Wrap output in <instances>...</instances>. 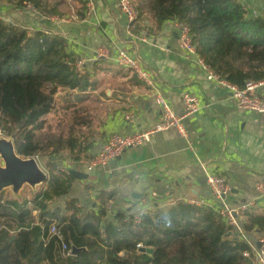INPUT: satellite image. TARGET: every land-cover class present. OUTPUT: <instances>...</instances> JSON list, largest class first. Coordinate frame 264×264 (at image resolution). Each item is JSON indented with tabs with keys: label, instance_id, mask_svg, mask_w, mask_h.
Returning a JSON list of instances; mask_svg holds the SVG:
<instances>
[{
	"label": "trees",
	"instance_id": "obj_1",
	"mask_svg": "<svg viewBox=\"0 0 264 264\" xmlns=\"http://www.w3.org/2000/svg\"><path fill=\"white\" fill-rule=\"evenodd\" d=\"M0 1L30 5L40 15L58 18L72 8L82 20L87 0ZM137 1L139 17L148 14L158 23L186 24L197 55L219 78L239 88L246 80L264 79V19L249 15L238 0ZM75 61L62 35L0 20V134L12 139L21 158L49 147L39 142L37 133L59 90L84 92L95 87L85 70L75 69ZM59 144L57 140L56 150ZM46 174L47 180L29 198L0 191V264L248 263L243 253L251 248L210 206L179 200L141 215L138 222L125 212H117L111 221L104 203L113 195L101 191V205L83 213L78 200L69 197L75 179L67 169L49 163ZM242 215L247 218L246 232L263 231L264 214ZM52 222L61 240L48 237ZM138 245L153 251L141 253ZM72 247L80 251L71 255Z\"/></svg>",
	"mask_w": 264,
	"mask_h": 264
},
{
	"label": "crops",
	"instance_id": "obj_2",
	"mask_svg": "<svg viewBox=\"0 0 264 264\" xmlns=\"http://www.w3.org/2000/svg\"><path fill=\"white\" fill-rule=\"evenodd\" d=\"M91 1L92 11L82 20L69 15L51 21L34 10L27 20L30 29L62 35L75 64L82 62L79 72L85 70L95 85L84 92L59 90L55 95L45 125L53 122L52 135L60 144L57 150L56 145L48 148L45 169L55 163L87 174L86 179L72 183L69 197L76 198L77 206L87 213L101 205L97 197L101 191L110 193L113 198L104 207L111 221L117 212L148 215L158 206L179 200L222 207L206 185L201 165L229 185L223 202L228 208L247 206L246 211L264 214V192L259 195L255 190L257 183L264 186V114L238 108L226 89L206 79V71L195 59L182 57L174 21L158 23L144 14L128 28L116 0ZM238 1L249 15L264 19V0ZM100 48L109 55L119 48L137 55L153 72L154 87L177 115L184 113L183 91L195 94L201 108L183 120L185 137L176 129L155 133L149 143L126 150L105 168L86 172L76 162L89 159L111 134L149 130L160 119L152 88L109 57L98 56ZM259 94H264V88ZM126 115L131 118L126 120ZM244 212L236 215L241 231L233 230L252 249L264 229L246 232ZM247 264L256 263L248 259Z\"/></svg>",
	"mask_w": 264,
	"mask_h": 264
},
{
	"label": "built area",
	"instance_id": "obj_3",
	"mask_svg": "<svg viewBox=\"0 0 264 264\" xmlns=\"http://www.w3.org/2000/svg\"><path fill=\"white\" fill-rule=\"evenodd\" d=\"M116 1L120 13L123 15L128 28H130L139 18L137 0ZM27 6L31 7L30 5ZM92 6V1L87 0L84 16L90 15ZM31 9L34 10L32 7ZM41 16L44 19L51 21H58L59 19L65 18H58L50 15L46 16L44 14ZM173 25L177 34L179 51L184 59H195L200 67L206 71V79L213 82L215 85L226 89L229 92L230 97L236 101L238 108L258 114H264V94H259V90L264 88V79L259 81L246 80L243 83L242 88H239L238 86L219 78L197 55L195 46L192 43L189 27L186 24H181L175 21ZM96 54L102 57H109L115 65L131 71L138 81L152 88V96L156 104L160 107V119L157 124L149 130L135 132L130 135L111 134L100 149L89 159L78 160L76 162L78 165H83L86 172H91L97 167L105 168L109 162L120 157L126 150L149 143L155 133L169 129H176L180 136H186L183 120L188 116L196 114L201 108L199 98L195 94H192L189 91L182 92L181 102L184 106V113L177 115L167 100L160 93L158 88L154 87L153 72L145 68L137 55L121 48L117 49L113 55H109L108 51L103 48L97 50ZM81 65L82 62L75 64V69L78 72L82 68ZM130 118V115L125 116L126 120H129ZM201 167L205 173L206 185L208 186L210 192L217 201L222 203V207H218L215 210L224 219L228 226L241 231L236 215L240 212L246 211L247 206L228 208L223 202L227 194L230 192L229 185L220 175H216L211 171L209 172L206 166L201 165ZM255 190L259 195H262L264 192V186L261 183H257L255 185ZM140 216L134 217V221L138 222ZM47 235L48 237H56L59 240L62 239L60 230L55 222H52L49 225ZM258 243L260 245L259 247H254L251 251L244 252L243 256L247 259H252L256 264H264V234L260 236ZM140 246L141 245H138V247ZM61 249L62 251L67 249L65 243H62ZM70 251L71 250H69L68 253H70Z\"/></svg>",
	"mask_w": 264,
	"mask_h": 264
},
{
	"label": "water",
	"instance_id": "obj_4",
	"mask_svg": "<svg viewBox=\"0 0 264 264\" xmlns=\"http://www.w3.org/2000/svg\"><path fill=\"white\" fill-rule=\"evenodd\" d=\"M0 158L3 161V167H0V191L4 187L12 186L16 191L23 184L37 185L42 184L47 180V174H45L38 166L34 157L21 158L15 153L14 146L11 142L0 141ZM67 174L75 180H82L87 178V174L81 171L68 169ZM230 233L227 234L229 236ZM259 243L256 247H259ZM80 249L72 247L71 255H75ZM141 253L151 254V248H145L140 246L138 249Z\"/></svg>",
	"mask_w": 264,
	"mask_h": 264
},
{
	"label": "rangeland",
	"instance_id": "obj_5",
	"mask_svg": "<svg viewBox=\"0 0 264 264\" xmlns=\"http://www.w3.org/2000/svg\"><path fill=\"white\" fill-rule=\"evenodd\" d=\"M67 3H69V0H65ZM139 3L137 1V7H138ZM33 10L31 9V7L23 6V7H19L13 4H8L6 2H1L0 1V20L4 21L5 23H12L13 25L16 26H20L23 28H28L30 29V25L28 24L29 21V15L30 14H34L32 12ZM36 12V11H35ZM73 9H70V12L64 14L62 17H68L69 15L73 14ZM28 20V21H27ZM39 20V17H38ZM38 20L36 19V22H38ZM27 21V22H26ZM53 122L49 121V123H47L45 125L44 131H40L37 133L38 136V140L42 145H46L48 148H53L57 142L56 137H54L52 135L53 133ZM7 141V142H11V138H7L4 137L3 135L0 134V141ZM44 149L43 152L39 155L34 156L39 168L46 174V169L44 167L45 161H46V157H48L49 154H47V151L49 149ZM3 161L0 158V167H3ZM40 184L37 185H29V184H23L19 189H17L16 191L13 189L12 186H7L3 188V191L10 197L12 198H20V197H24V196H29L31 195L33 192L37 191L40 188Z\"/></svg>",
	"mask_w": 264,
	"mask_h": 264
}]
</instances>
